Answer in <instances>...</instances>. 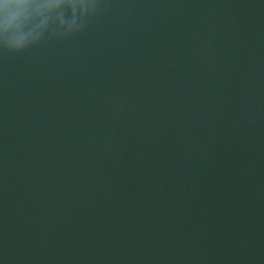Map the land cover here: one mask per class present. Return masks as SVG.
Masks as SVG:
<instances>
[{"label": "water", "instance_id": "95a60500", "mask_svg": "<svg viewBox=\"0 0 264 264\" xmlns=\"http://www.w3.org/2000/svg\"><path fill=\"white\" fill-rule=\"evenodd\" d=\"M0 52V264H264V0H105Z\"/></svg>", "mask_w": 264, "mask_h": 264}, {"label": "clouds", "instance_id": "9594fccd", "mask_svg": "<svg viewBox=\"0 0 264 264\" xmlns=\"http://www.w3.org/2000/svg\"><path fill=\"white\" fill-rule=\"evenodd\" d=\"M105 0H0V52L22 53L83 32Z\"/></svg>", "mask_w": 264, "mask_h": 264}]
</instances>
